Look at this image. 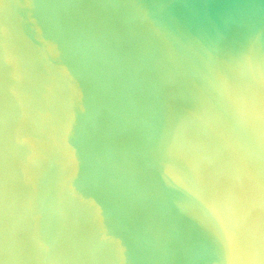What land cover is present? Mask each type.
Wrapping results in <instances>:
<instances>
[{
    "label": "water",
    "instance_id": "water-1",
    "mask_svg": "<svg viewBox=\"0 0 264 264\" xmlns=\"http://www.w3.org/2000/svg\"><path fill=\"white\" fill-rule=\"evenodd\" d=\"M126 6L0 0V264H198L181 258L141 183L162 69ZM167 10L205 41L224 44L245 26L264 41V0H167ZM70 54L92 69L90 83ZM61 68L65 86L53 92ZM65 180L81 201L72 212Z\"/></svg>",
    "mask_w": 264,
    "mask_h": 264
},
{
    "label": "clouds",
    "instance_id": "clouds-1",
    "mask_svg": "<svg viewBox=\"0 0 264 264\" xmlns=\"http://www.w3.org/2000/svg\"><path fill=\"white\" fill-rule=\"evenodd\" d=\"M125 15L162 71L141 183L172 221L181 258L264 264V41L240 27L224 44L173 23L167 0H127ZM78 79L92 69L70 54ZM59 69L50 89L63 90ZM83 184L93 187L86 174ZM67 209L81 201L70 180Z\"/></svg>",
    "mask_w": 264,
    "mask_h": 264
}]
</instances>
